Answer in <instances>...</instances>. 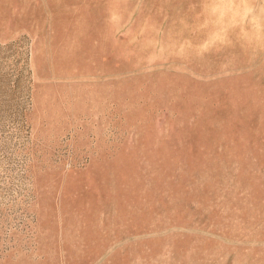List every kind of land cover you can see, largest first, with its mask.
<instances>
[{"label":"rangeland","instance_id":"374dc122","mask_svg":"<svg viewBox=\"0 0 264 264\" xmlns=\"http://www.w3.org/2000/svg\"><path fill=\"white\" fill-rule=\"evenodd\" d=\"M0 264H264V0H0Z\"/></svg>","mask_w":264,"mask_h":264},{"label":"crops","instance_id":"0c3cea01","mask_svg":"<svg viewBox=\"0 0 264 264\" xmlns=\"http://www.w3.org/2000/svg\"><path fill=\"white\" fill-rule=\"evenodd\" d=\"M72 36V40L63 42L62 44L51 40L46 44L34 45L31 62L33 63L35 72L37 73L39 70L43 71L51 63L63 61L79 62L80 58H83V54L80 49L81 42L78 31H74ZM49 72H51V69Z\"/></svg>","mask_w":264,"mask_h":264}]
</instances>
